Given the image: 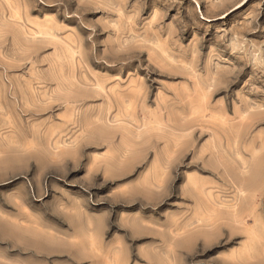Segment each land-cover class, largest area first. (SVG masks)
<instances>
[{"label":"rangeland","instance_id":"obj_1","mask_svg":"<svg viewBox=\"0 0 264 264\" xmlns=\"http://www.w3.org/2000/svg\"><path fill=\"white\" fill-rule=\"evenodd\" d=\"M0 105V212L52 197L75 264H264V0H0Z\"/></svg>","mask_w":264,"mask_h":264},{"label":"crops","instance_id":"obj_2","mask_svg":"<svg viewBox=\"0 0 264 264\" xmlns=\"http://www.w3.org/2000/svg\"><path fill=\"white\" fill-rule=\"evenodd\" d=\"M25 199L22 194L10 196L9 203L18 212L5 213L7 218L0 212V264H75L87 258L75 247L76 230L85 232L89 228L86 222H76L69 212L58 210H51L46 219L41 207L52 204L49 196L36 201L35 209L26 214L21 211L26 208ZM11 214L17 219L11 220ZM97 261L94 259L95 264Z\"/></svg>","mask_w":264,"mask_h":264},{"label":"bare ground","instance_id":"obj_3","mask_svg":"<svg viewBox=\"0 0 264 264\" xmlns=\"http://www.w3.org/2000/svg\"><path fill=\"white\" fill-rule=\"evenodd\" d=\"M101 5V4H100ZM117 5V4H116ZM114 6V5H113ZM116 9V8H115ZM18 16V15H17ZM46 27V26H45ZM117 28V27H116ZM135 32V31H134ZM121 36V35H120ZM127 36V35H126ZM141 37V36H140ZM131 38V37H130ZM155 38H156V36H155ZM140 42V41H139ZM148 43V42H147ZM152 52V51H151ZM167 55V54H166ZM27 62V61H26ZM173 62V61H172ZM17 63V62H16ZM32 71V70H31ZM33 72V71H32ZM232 74H233V72H232ZM83 75V74H82ZM84 77V76H83ZM145 85V84H144ZM217 85V84H216ZM96 87V86H95ZM210 87H212L211 85H209V87L208 88H210ZM215 87V86H214ZM214 87H212V88H210V89H213V90H216V88L214 89ZM219 88V87H218ZM11 90V89H10ZM141 90V89H140ZM218 91V90H217ZM212 103V102H211ZM1 106V105H0ZM257 107V106H256ZM259 107H261V106H259ZM128 108V107H127ZM258 113V112H257ZM256 113V114H257ZM253 114H255V113H253ZM252 114V115H253ZM260 114V113H259ZM256 116H260V115H256ZM254 117V116H253ZM249 118V117H248ZM260 118H261V116H260ZM263 118V117H262ZM250 119H252V118H250ZM264 119V118H263ZM254 120H256V119H254ZM261 120V119H260ZM242 121V120H241ZM247 121V120H246ZM251 121H253V120H251ZM259 121V120H258ZM254 122V121H253ZM253 122H252V124H253ZM257 122V121H256ZM75 123V122H74ZM239 123V122H238ZM242 123V122H241ZM259 123V122H258ZM240 124V123H239ZM243 125V124H242ZM251 125V124H250ZM238 126V125H237ZM241 126V125H240ZM247 126H248V124H247ZM245 127V126H244ZM248 127H250V126H248ZM247 127V128H248ZM239 129H240V127H238ZM247 130V129H246ZM239 131V130H238ZM243 132V131H242ZM244 134V133H243ZM246 134V133H245ZM238 134H236V136H237ZM235 136V137H236ZM137 137V136H136ZM178 139H180V138H178ZM226 139V138H225ZM237 139V138H236ZM227 140V139H226ZM178 141V140H177ZM225 141V140H224ZM233 142V141H232ZM238 142H239V140H238ZM227 145H229V140H227ZM225 143V144H226ZM234 143H235V141H234ZM142 145V144H141ZM136 147V146H135ZM210 153H212V155H213V151L212 152H210ZM239 158H238V161L235 163V165H236V170L238 171V173L240 174V175H243L244 176V174H247V171H249V170H247V162L243 159V157H241V156H238ZM201 163V162H200ZM256 168V167H255ZM219 169V168H218ZM257 169V168H256ZM202 170V169H201ZM223 170V169H222ZM235 170V171H236ZM258 170V169H257ZM217 171V170H216ZM251 171V170H250ZM256 172H258V171H256ZM254 173V172H253ZM214 174V173H213ZM237 173H235V175H236ZM238 175V174H237ZM225 176V175H224ZM239 176V175H238ZM242 176V177H243ZM250 176H252L251 174H250ZM249 176V177H250ZM253 176H255V173H254V175ZM241 177V176H240ZM241 177V178H242ZM244 178V177H243ZM243 178H242V180H243ZM251 178V177H250ZM239 180H241V179H239ZM246 180V179H245ZM248 180V179H247ZM247 180H246V182L245 183H249V182H247ZM234 181V180H233ZM237 181V180H236ZM250 181V180H249ZM235 182V181H234ZM238 182H240V181H237V183ZM245 183H238V184H236V182H235V185L233 186L232 184H231V182H229V184H231L232 186H233V188H234V190H235V192H236V197H237V201H240L239 203L242 205L243 204V202H245L246 201V199H248V197H246L245 196V198H244V194H245V192L247 191V188L249 187L247 184L245 185ZM230 185V186H231ZM250 185V184H249ZM231 186V187H232ZM247 186V187H246ZM251 186V185H250ZM251 188V187H250ZM250 188L248 189V190H250ZM254 188V187H253ZM255 192V191H254ZM209 194V193H208ZM253 194V201L251 202L252 203V205L251 206H253L254 208L255 207H257L258 205H259V203H258V205H257V199L259 198V196L257 195V194H255V193H252ZM204 195V194H203ZM211 195V194H210ZM246 195V194H245ZM209 197H211V196H209ZM250 197H252L251 195H250ZM250 197H249V199H250ZM262 197V196H261ZM219 198V197H218ZM211 199H212V197H211ZM216 199V198H215ZM214 199V200H215ZM210 200V199H209ZM214 200H211V201H213L214 202ZM218 200V201H217ZM248 201H251V200H248ZM209 202V201H208ZM215 202H219V199H216V201ZM259 202V201H258ZM251 203H247V204H251ZM214 204V203H213ZM244 205V204H243ZM242 205V206H243ZM261 206V205H260ZM213 207V206H212ZM227 207H229L231 210H230V213H229V215H231L232 216V219L233 220H236L237 222H238V224L239 225H245L246 224V219L240 214V205L238 204V206H227ZM211 208V207H210ZM244 208H245V206H244ZM249 208H250V206H249ZM252 208V207H251ZM213 209V208H212ZM225 209V208H224ZM227 210V209H226ZM248 210V209H247ZM254 210H256V208L254 209ZM212 211V210H211ZM213 211H215V210H213ZM245 211H246V209H245ZM245 211L243 212V214L245 213ZM212 213H214V212H212ZM255 213H257V212H255ZM260 213V212H259ZM260 215V214H259ZM256 216V215H255ZM251 219H253V218H251ZM261 219V218H260ZM211 220V219H210ZM213 220V219H212ZM250 221H252V220H250ZM208 222V221H207ZM210 222H212V221H210ZM217 222V221H216ZM258 222V221H257ZM215 223V222H214ZM253 223V222H252ZM260 223V222H259ZM261 223H262V220H261ZM263 226H264V224H263ZM238 228V227H237ZM236 228V229H237ZM246 229V228H245ZM238 230V229H237ZM243 231V230H242ZM250 231H254V230H250ZM255 233V232H254ZM179 253V252H178ZM171 262L173 261V260H170ZM171 262H170V264H171ZM173 263V262H172Z\"/></svg>","mask_w":264,"mask_h":264}]
</instances>
